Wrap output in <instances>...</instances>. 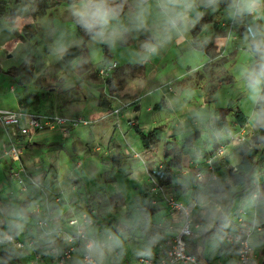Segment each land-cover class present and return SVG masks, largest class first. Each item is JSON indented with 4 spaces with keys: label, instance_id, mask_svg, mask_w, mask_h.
Instances as JSON below:
<instances>
[{
    "label": "crops",
    "instance_id": "crops-1",
    "mask_svg": "<svg viewBox=\"0 0 264 264\" xmlns=\"http://www.w3.org/2000/svg\"><path fill=\"white\" fill-rule=\"evenodd\" d=\"M116 2L122 5L121 20L124 24L131 27L129 16L131 12L134 11L135 0H116ZM149 2L154 4V0H149ZM71 6L72 5L62 6L59 10L53 13L54 17L60 20L58 28L50 29L49 27H46V24H38V21L35 18V20L32 19V17L21 18L25 24H28V28H24V30L21 26L22 24L19 26L15 23L8 24L9 37L5 38L3 42L12 41L13 43L11 44H13L12 47L14 49L6 54L8 60H13V62L9 61L8 64H5L8 66V69L6 70L13 74L15 78H20L21 83L27 84L34 79H37V81L38 79L41 80L42 72L47 68L49 69V74L51 76L46 80L47 82L45 81V85L47 84L50 86L51 92L59 90V86L63 82L74 79L76 82L75 86H77L76 92L80 97L83 100H86V98H88V100L93 98V100L98 103L97 108L91 111L88 117L102 119L98 120L94 123L95 125L91 127H81L72 130L69 137H65L58 131H43L30 141L26 140V144L33 143L35 146H38V142H47L48 139L56 137L60 139L59 143H57L60 148H63V139L70 140L73 144L76 160L73 164L68 163L69 171L66 175L60 177L59 174H57V167L52 162H50L49 166H46L43 165L44 161L40 163V161L37 160V164L34 163L36 162L35 159L34 161H30V157L25 155V151L29 148L25 144V151L23 154L24 162L32 169L40 166L45 167L44 169H48V173L45 174L44 178L47 184H49L50 189L47 194L42 193L36 188H30L27 192L22 193L17 184L14 183V185L12 183L9 174V181L0 178V236L3 232H11L20 238L33 236L34 230L31 229V224L41 213L39 211V206L40 209H42L45 205H48L52 209L57 210L58 214L62 216V220L65 221L67 217L76 214L81 210L87 209L86 206L94 196H102L104 199L112 196H121L120 192L109 193L104 189H98V185H96L94 189L89 188L88 178L93 179L96 182H101L104 175L107 177L110 167L113 165H121L122 160L125 159V154L122 149L125 144L128 145L133 153L149 151L150 149L147 150L143 147L137 129L140 128L141 130L149 131L158 126L164 128V132L167 136L174 135L179 144H182L187 137L194 133L197 132L199 134L198 139L194 140L189 153L183 157L181 168L176 171L173 170L175 174L178 173L177 171L182 173L181 177L178 178L175 177L176 175L174 174L175 184L172 183V186H169L170 189L178 192V198L180 200H182V197H185L186 200L183 199L182 201L188 203L196 194L199 195V197L206 196L208 199H213L217 202L221 201L222 203L229 198V203H226L227 210L223 213L225 214V217L221 226L223 227L222 230L224 229V222L227 218L232 216L236 210V206L247 202L248 204H246V206L252 211V207L249 204V201H251L250 194L236 196V192L240 191L242 187L234 184L230 179L231 186L225 188L222 182L219 181L222 177L221 174L225 170L240 162L242 154H239V160L235 164H232L231 160L233 158V153L241 147L233 149L223 162H219V180L215 182L216 185L213 184L209 189H205L202 185L195 184L194 178L195 172L204 167L205 158L203 156L210 153L214 148L215 143L219 141L216 140L219 138L216 133L220 132L223 135L225 132V130L217 131L214 126L216 119L215 111L218 108H221V106L218 105L217 99L210 97L207 99L205 94L202 93V90H205V87L210 84V81H215L216 69L212 66L218 63V60H220V57L222 56V51L227 53L231 47L230 44H234V51L231 52V54L233 53L231 57L234 56V52L237 49L246 50L244 44L239 42L238 45L236 43L238 39L245 35L244 23L246 21H243V18L239 20L236 19L234 28L232 29L230 26L231 16L229 13H225L223 19L228 20V25L232 30L229 29V34H223L220 30H217L219 29L220 22L218 19L216 20V18L221 15V12L218 10L219 7H216L215 10L212 9L211 14L208 16L205 11L210 8H204L201 6L199 10L204 12L203 18H206L207 21L204 22L199 29L196 31L192 29L182 40L174 38L170 43L162 47L157 54L151 56L147 61H143L141 59V46L155 31V11H153L152 15L148 17L147 30H130L125 35L124 39L117 41L115 44V47L117 48L114 49L107 44H98L100 45V54L98 57H95L91 46L89 45L91 37L88 34L86 35L85 33L78 31L77 28H72L70 31L61 34V31L65 26L75 21V18L71 13ZM212 14L214 16H211ZM223 24L225 25L226 23L222 22L221 25ZM209 29L214 30V37L211 40L213 45L209 47L208 51L206 49V43L209 40V37H206V33ZM58 30L59 32H57ZM17 32L21 35V32H23L26 37L21 38ZM43 34V37L47 36L46 38L51 41H46L43 47L39 46L36 49L34 44L31 45V42L34 41L38 44L39 40L41 41V36ZM19 37L21 39H18ZM66 39H68L67 42L65 41ZM58 44L64 45L67 50L77 47L82 50V54L66 59L64 57L65 52L63 54H58L54 51ZM101 46L102 50L100 48ZM119 46L122 48H119ZM115 49L119 50L116 52L117 56L115 55ZM53 52L56 54V57L52 56ZM0 53L5 54V52L3 53L1 50ZM113 61L118 63L119 67L117 69L128 70L132 65H146L148 68L146 78L138 86L137 92L129 99L122 98L123 103L129 104V106L123 109L118 116L109 113L112 112V107L115 108L120 102H114L110 98L107 100L102 97L101 93L103 89L106 88V84L99 79L97 74V69L103 66L105 62L108 63ZM39 63H41V66ZM66 65L72 66L73 71L70 73L65 72L63 69ZM0 67L1 70L5 71L3 66ZM66 84L71 85L73 83L69 82ZM82 84L93 86V88L88 89L83 87ZM9 90L11 93L16 92L13 85L10 86ZM106 91L108 92L107 88ZM101 100H103V103H101ZM160 102H164V106L161 109L155 108ZM20 106L24 107L26 111L40 113L32 110L31 106L34 105L28 96L24 97L18 95L14 104L10 106H2L0 103V108L3 109L17 110ZM227 106L239 108L247 116L246 125L254 127L250 123L249 116L236 100L234 101L231 99L228 104L222 106V108ZM51 109V111H48L49 113H66L72 115L75 111L85 110L86 105L75 106L71 103L68 105V102H66V105L58 103L56 106L51 107ZM117 119H119V124L116 123ZM227 119L229 121V127L237 128L241 126L239 122L235 120L233 115L227 116ZM233 119L234 122H231ZM254 128L257 130L260 129V127ZM5 132L7 140L0 146L1 159L3 158V147L10 138L17 139L20 142L25 140L22 136H17L14 133L11 135L7 130ZM204 132L213 133V138H211V141L208 143L203 139ZM222 135L220 136L222 137ZM100 144H102L101 147L99 146ZM159 144L163 145V142ZM82 145H84V147ZM86 145H89L90 147L88 148ZM96 153L100 154V156L96 155ZM81 154H86L89 157L87 162L78 159ZM135 158L136 157L132 155V159ZM128 159H130V157ZM103 160H105L104 162L106 163H104ZM2 165L3 164L0 163L1 171L3 168ZM10 166L9 161L8 167L10 168ZM144 171L146 172V175H148L147 169ZM134 172L139 173L140 170ZM262 179L264 181V178ZM176 180L178 182H176ZM253 183H255L254 180ZM91 185L93 186V183H91ZM174 185H176L177 188H174ZM182 186H185V189L181 192L180 187ZM143 195L148 201L147 192H144ZM262 197L264 198V193ZM161 206L167 207L166 203L159 202L152 208L158 209ZM263 208L264 206L262 205L258 212L259 224L262 227V231L258 233L261 235V238H264ZM200 209L205 210L201 207L197 212L201 211ZM19 210L24 211L27 219L26 222H24L23 229L15 231L10 229L9 224L15 219V213ZM168 212L167 207L166 211L158 210L152 214L149 213L152 220H155V223L152 224V229L155 231V235L159 236L160 232L167 231L164 232L166 233L164 234V240H159L160 242H165L173 235L172 232H168V225L162 221L164 215H167ZM215 224L216 222L214 225ZM125 229V227L122 228L124 232L122 234L124 236V238H122V244L131 242L133 235L138 234L131 233V231ZM213 232L214 231L207 232L204 236H201L202 239L201 237H198L190 239V241H195L197 244L205 242L215 234ZM161 235L162 234H160V236ZM135 238L141 239L142 237L139 238L137 235ZM106 241L107 237L102 243L104 248H102L103 255L101 256V260L96 256L98 260H100V264L104 262L103 260H106L104 259L106 256L110 258L112 255H115L117 259H113L114 262L109 259V263L106 261L103 264H122L121 261L123 260H125L123 264H139L140 256L137 257L138 259L136 261H132L127 257L122 259L120 251L116 247H109L105 243ZM55 242H60V239L56 238ZM37 243L38 250H45L48 248L50 240L41 238ZM216 247L220 248L219 253L222 255L221 260H217V262L214 261L215 259L213 258H205L204 249L201 252H199L198 249L195 251L191 248L190 249L206 264H215V262L218 264H231L230 262L226 263V259L229 260V258L233 260V264H236L235 254H232L229 250L224 248L220 242V236ZM0 250H5L7 253L11 254L9 248L2 244H0ZM254 250L256 253L257 264H261V262L259 263L258 261L260 255L257 253L256 249ZM16 256V261L11 264H30L27 256ZM0 264H2L1 259ZM44 264H55L52 254L45 258ZM71 264H79L78 256H76V259H74Z\"/></svg>",
    "mask_w": 264,
    "mask_h": 264
},
{
    "label": "rangeland",
    "instance_id": "rangeland-1",
    "mask_svg": "<svg viewBox=\"0 0 264 264\" xmlns=\"http://www.w3.org/2000/svg\"><path fill=\"white\" fill-rule=\"evenodd\" d=\"M73 3L74 0H0V50L3 53L5 52V54L0 53V61H1L0 66H3L5 69V71L0 69V103L2 106L13 105L17 96L22 95L24 97L28 96L30 101H32L34 105L31 106L32 110L40 113H49L48 111L52 110L51 107L56 106L58 103L66 105V102H68V105L70 103L75 106L86 105L85 110L75 111L72 113V115L66 113H60L67 116L81 115L88 117L90 115V112L97 108L98 103H96V101L93 100V98H90L89 100L88 98H86V100H83L80 97V95L76 92L77 86H75L76 82L74 81V79H71V81L69 80L67 82H63L59 86V90L51 92L50 86H48L47 84L45 85V81L51 76L49 74V69L47 68L44 69V71L42 72L41 80L38 79L37 81V79H34L27 84L21 83L20 78H15L13 74L9 73L6 70L8 69V66L5 64H8L9 61L13 62V60L12 61L8 60V56L6 54L14 49L12 47L13 44H11L13 43L12 41L3 42L5 38L9 37L8 24L15 23L18 24V26L22 24L21 26L23 27L24 30V28H28V24H25L21 20V18L32 17V19L35 18L38 21V24H43V25L46 24V27H49L50 29L58 28V25H60V20H58V18H55L53 13L59 10L62 6L72 5ZM229 3L230 0H220L219 5L217 6L219 7L218 8L219 12H221V15L216 18V20L218 19L220 22L219 29L217 30H220L221 33L223 34H229L230 30H232L235 25L234 24L233 26H231L230 24L232 28L231 29L228 25V20L223 19L225 13H229L228 12ZM211 10L212 8L207 9L205 11L206 15L209 16L212 12ZM211 16L214 15L212 14ZM243 21L253 22L254 24L258 22L259 24H264V20L255 21L253 17L250 16L243 17ZM222 22H225L226 24L221 25ZM65 27L62 29L61 34L70 31L72 28H77L78 31L86 34V32L77 24L76 20L72 23H69ZM207 31L208 32L206 33V37L207 38L209 37V40L206 43V49L209 51V47L213 45V42H211V40L214 37L213 34L214 30L209 29ZM57 32H59V30ZM21 33L22 35L17 32V34H19L21 38L26 37V35L23 34V32ZM43 36L44 34L41 36V41L39 40L38 44H36L37 42L32 41L31 45L34 44V47H36L37 49L39 46L43 47L46 41H51L48 38H46L47 36L46 37ZM21 38L19 37L18 39ZM65 41L67 42L68 39H66ZM239 42L245 45L244 36L238 39V41H236L237 44ZM98 44L100 43L93 41L92 39L89 42V45L91 46L92 52L95 55V57H98L100 54V50H99L100 45ZM230 46L231 47L227 53L226 52L224 53V51L221 52L222 56L220 57V60H218V63L216 65L212 66L214 69H216V73H215L216 79L215 81H210V84L205 87V90H202V93L205 94V97L207 99L209 97L217 99V103L221 107L226 106L231 99H233L234 101L236 100L238 104L242 106L243 110L249 116L250 119V114L254 110L255 106L252 104L251 100L249 99V93L246 87V82L240 75L241 66L248 63L249 58L246 56L245 49H237L234 52V56L231 57V55L233 54V53L231 54V52L234 51V44H230ZM244 47H246V45ZM100 48L102 50V46ZM112 48L114 49L117 47L112 46ZM119 48L122 47L119 46ZM114 51H115V55L117 56L116 52L119 50L115 49ZM52 56L56 57V54L53 52ZM39 64L41 66V63ZM99 69H97L98 77L104 84H106V88L108 90L107 92L106 88L103 89L101 95L103 98L107 100L108 98H110L114 102H120L119 105L116 106L115 108H119L121 113L123 109L129 106V104L123 103L122 98L129 99L132 97V95H134L137 92L138 86L146 78L148 68L146 67V65H132L128 68V70L116 69L106 78L100 75ZM63 70L69 73L73 71L72 66L69 65H66ZM43 73H47V74H43ZM69 82H72L73 84L71 85L66 84ZM11 85L15 87L16 89L15 93L10 92L9 88ZM82 85L83 87H86L88 89L93 88V86H86L85 84ZM115 108L112 107V112L109 114H116L118 116V114L114 112ZM17 110L26 111V109L22 106H20ZM89 118H93V117H89ZM101 119L102 118L100 119L95 118L94 123H96L98 120ZM231 122H234V119ZM94 123L88 126H80L78 128L81 127L88 128L95 125ZM250 123L254 127H256L251 121ZM7 130L12 135L13 132L16 131V128L10 126L8 127ZM258 130H259V135L253 139V142L257 144L255 147L258 148L259 152H261L264 151V128L260 127V129ZM5 131L6 130L2 126H0V146L3 145V143L7 140V135ZM70 133L64 136L69 137ZM16 134L18 135V133ZM211 138H213V133L211 134L208 132H204L203 139H205L207 143L211 141ZM221 139L222 137L219 136V138L216 140L218 141ZM59 140H60L59 138L52 137L51 139H48L47 142H41V144L38 146L34 145L32 147H29L25 151V155L27 157H30V161H34L35 159L36 160V162H34L35 164L38 163L37 160L40 161V163L44 161L43 165L46 166H49L50 162H52L57 167V171H58L57 174H59L60 177H63L69 171L68 163L73 164L74 161L76 160V156L74 154L73 144L70 140L63 139L64 141L62 144L63 148L58 147L57 143H59ZM216 144L217 142L215 143V145ZM101 145L102 144H100L99 146L101 147ZM82 146L84 147V145ZM86 147L89 148L90 146L86 145ZM246 148L245 147L238 148L236 152L233 153V158L231 160L232 164H235L239 160V154H243ZM122 149H123V153L125 154L124 155L125 159L122 160L121 165H113L112 167H110L107 177H105L104 175V178L101 182H96L95 180L88 178L89 188L91 189H94L96 185H98L97 186L98 189H104L109 193H116V192L121 193V196H112L105 199L102 196L100 197L94 196L90 200V203H88L86 207L89 210H95L97 214V221L93 227L89 228V234L94 236L97 241L99 240V242L102 245V248H104V245L102 243L103 240L106 239L107 233L109 231L120 236L122 242H123L122 238H124V236L122 235L124 233L122 230L123 227L126 228L125 230L131 231V233H138L133 235L131 242H126L122 244L121 247H116L120 251L122 259L127 257L130 258L132 261H136L138 259L137 253L140 250H142L149 243L150 239L155 235L154 233L155 231L152 229V224L155 223V220H152L149 213L152 214L153 212H157L158 210L166 211L167 208L165 206L163 207L161 206L158 209L152 208L154 206L148 204V201L143 195L144 192H147L150 184L149 177L148 175H146V172L144 170L149 169V171L151 172L152 171L158 172L163 168L162 167L163 145L159 144L158 146L153 147L152 149L146 152L140 151L141 158L136 157L135 159H132V155H134V153L131 152L127 144L123 145ZM208 154L209 153L205 154L203 157L206 158ZM96 155L100 156V154L98 153H96ZM129 157L130 159H128ZM88 158L89 157L86 154H81L78 159L85 160V162H87ZM104 161L105 160H103V162ZM0 163L3 164L2 171L0 170V178L7 179V181H9L8 179L9 160L6 157H3L2 159L0 158ZM44 168L45 167L40 166V167H35L34 169L32 168L30 169L33 170V172L40 173V171L43 170ZM179 168H175L174 170L176 171ZM136 170H140V172L135 173L134 171ZM177 172L178 173L176 174L174 173L176 175L175 177L177 178L181 177L182 173L180 171ZM221 176L222 177L220 178L219 181L222 182L225 188L226 187L229 188L231 186L229 181L230 179L234 183L230 175V168L225 170L221 174ZM262 178H264V158L261 160L259 169L255 173V177L253 178L255 184L260 190L261 200H260L258 212L260 207L262 205L264 206V198L262 197L264 193V186H263L264 181ZM174 179L175 178L173 177V184H175ZM176 182L178 181L176 180ZM12 183L14 184V182ZM91 183H93V186L91 185ZM214 185H216V183H214ZM174 186H175L174 188H177L176 185ZM181 199L186 200L185 197L184 198L182 197ZM219 203L223 207L222 214H220L219 218H217L214 222L210 223V227L208 228L207 231H203L202 229L200 230L201 236H204L207 232L211 231V229L215 227L213 232L215 234H213L210 238H208L205 242L202 243L197 244L195 243V241L189 242V248L193 249V251L198 249L199 252H201L204 249V257L211 259L213 258L215 259L214 261L216 262L217 260H221L222 258V255H220L219 253L220 248L216 246L217 243L219 242V236H221L223 231L222 230L223 227H221L225 217V214L223 213H225V211L227 210L226 203H229V198L228 200H225L224 203H222L221 201ZM244 204L246 205L248 203L246 202ZM249 204L253 209L252 200L249 201ZM246 209L248 211H251L248 206H246ZM145 220L147 221L146 223ZM195 220L197 222H200V224L202 225L208 223L205 220V210H201L197 212V214L195 215ZM162 221H164L166 225H170V226L176 225L169 222L168 214L164 215ZM215 222L216 224L214 225ZM168 232H172V231L169 230ZM160 234L162 235L160 236ZM164 234L166 233L164 232L159 233V237H160L159 240H164L165 238ZM137 235L139 238L140 237L142 238L136 239L135 237H137ZM250 241L254 249H256L257 253L260 255V257H258L259 263L261 262V264H264V238H261V235L259 233H255L250 238ZM152 252H153V247H152ZM98 258L101 260L102 257L98 256ZM115 258H116L115 255H112L110 258L106 256V258H104L106 260L103 261L104 262L108 261L109 263V259L113 261V259ZM124 261L125 260L121 261V263L123 264ZM216 262L215 264H218ZM227 262L233 264V260L230 258L229 260L226 259V263Z\"/></svg>",
    "mask_w": 264,
    "mask_h": 264
},
{
    "label": "built area",
    "instance_id": "built-area-1",
    "mask_svg": "<svg viewBox=\"0 0 264 264\" xmlns=\"http://www.w3.org/2000/svg\"><path fill=\"white\" fill-rule=\"evenodd\" d=\"M235 21L236 19L231 17V26L235 24ZM251 24L254 23H244L245 32ZM118 67L116 61L108 62L99 69V73L106 78ZM114 112L119 115L120 109L115 108ZM94 120L95 118L81 115L32 113L25 110L0 108V125L6 130L13 126L16 128L13 133L15 135L18 133L17 136H22L25 139L20 142L10 138L3 147L2 155L10 161L11 165L8 172L11 181L17 184L22 193L27 192L30 188H36L47 194L50 186L44 177L48 173V169L37 173L27 166L23 159L26 142L43 131H58L62 135H66L74 128L93 124ZM116 123L119 124V119L116 120ZM258 135L259 130L246 124L226 129L222 139L205 158L204 167L195 172V184L209 189L219 180V162H223L237 147H255L257 144L253 142V139ZM134 156L141 158L139 152H135ZM147 171L150 180L147 190L149 204L155 206L159 202L166 203L169 211L168 220L176 225L167 226L168 230L172 231V237L165 242L155 243L151 258L140 256L139 264H206L189 248L190 239L201 236L202 224L195 220L197 210L202 207L199 195L196 194L190 202L185 203L178 198L176 190L160 183L153 171L151 172L149 169ZM184 189L185 186L180 187L181 192ZM253 194H256L258 199L255 202L252 201V211H248L243 203L238 205L232 216L224 222V229L220 236V242L224 248L235 254L236 264H257L256 253L250 241L255 233L262 231L258 221V208L261 199L257 185L256 190L250 195L251 200ZM209 200L223 209L219 202L213 199ZM39 211L41 213L31 224V229L34 230L33 236L20 238L11 232H3L0 240H3L6 235L11 236L12 239L4 240L0 244L9 248L10 253L27 256L30 264H44L45 258L50 254H52L55 264H71L76 256H78L79 264H100L98 258L90 257L85 248L89 240L95 239L89 234V228L93 227L97 221L95 210H81L67 217L65 221L62 220V216L58 214L57 210L48 205L42 209L39 206ZM86 220L91 221L90 226L85 224ZM73 221L77 223L74 224ZM41 238L50 240V244L45 250H38L37 242ZM56 238L60 239V242H55Z\"/></svg>",
    "mask_w": 264,
    "mask_h": 264
},
{
    "label": "clouds",
    "instance_id": "clouds-1",
    "mask_svg": "<svg viewBox=\"0 0 264 264\" xmlns=\"http://www.w3.org/2000/svg\"><path fill=\"white\" fill-rule=\"evenodd\" d=\"M219 3L220 0H154L153 4L149 0H135L134 11L129 16L131 27L121 20L122 5L116 0H74L71 13L93 41L115 46L130 30H147L148 17L155 11V31L141 46V59L147 61L174 38L182 40L195 28L204 16V12L199 10L201 6L215 10ZM228 12L237 20L245 16L264 20V0H230ZM244 43L249 62L241 66L240 75L246 82L249 99L255 106L250 114V121L256 127L264 128V24L249 25L244 35ZM66 50L62 44L54 49L58 54H63ZM216 135L220 136L222 133L217 132ZM257 199L258 196L253 194L252 201ZM200 204L205 209V220L208 222L201 229L207 231L210 223L219 218L223 209L206 196L200 197ZM26 219L23 210L17 211L15 219L9 224L10 229L22 230ZM85 224L90 226L91 221L86 220ZM11 239V236L6 235L0 242ZM159 239L158 235H154L137 255L151 258L152 247ZM105 243L109 247H121L123 242L120 236L109 231ZM85 248L90 257L103 255L102 245L95 239L89 240Z\"/></svg>",
    "mask_w": 264,
    "mask_h": 264
},
{
    "label": "trees",
    "instance_id": "trees-1",
    "mask_svg": "<svg viewBox=\"0 0 264 264\" xmlns=\"http://www.w3.org/2000/svg\"><path fill=\"white\" fill-rule=\"evenodd\" d=\"M206 18H202L195 26L194 31L200 28V26L206 22ZM256 24H259L256 23ZM87 35V33H86ZM82 54V50L73 47L68 49L64 57L66 59L70 57H76ZM103 103V100H101ZM164 106V102H160L158 106L155 108H162ZM233 115L235 120L239 122L242 126L247 122V116L237 107L227 106L218 108L215 111V129L217 131H224L229 127V121L227 116ZM137 133L141 139L143 147L147 150L156 147L159 143L163 142V158H162V170L158 172H154L156 178L160 183L166 186H172L175 168H179L182 166L183 157L187 155L193 146V142L195 139L199 137V134L196 132L193 135L187 137L182 144H179L174 135L167 136L164 132V128L162 126L155 127L149 131L137 129ZM40 145L41 143H37ZM35 144L27 143V147H32ZM264 158V151L259 152L258 148H247L242 154V158L240 162H238L235 166L230 168V175L234 181V183L242 189L236 192V196H242L246 194H250L256 190V185L253 183V178L255 177V173L258 171L261 160ZM244 191V192H243ZM149 204V203H148ZM214 231V229H211ZM209 233V232H208ZM11 253H7L5 250H0V259L2 264H11L16 261V255Z\"/></svg>",
    "mask_w": 264,
    "mask_h": 264
}]
</instances>
